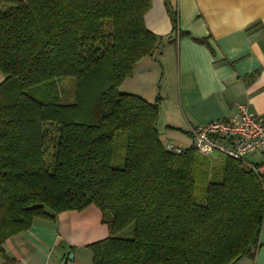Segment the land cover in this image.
Instances as JSON below:
<instances>
[{
  "label": "trees",
  "instance_id": "1",
  "mask_svg": "<svg viewBox=\"0 0 264 264\" xmlns=\"http://www.w3.org/2000/svg\"><path fill=\"white\" fill-rule=\"evenodd\" d=\"M150 9L151 0H0L1 256L35 219L95 206L109 237L88 246L93 264L255 257L264 181L226 157L221 179L212 177L200 194L199 176L208 179L218 166L192 147L164 145L160 99L120 91L164 46L146 27ZM67 78L76 88L66 103ZM131 225L133 237H120Z\"/></svg>",
  "mask_w": 264,
  "mask_h": 264
},
{
  "label": "crops",
  "instance_id": "2",
  "mask_svg": "<svg viewBox=\"0 0 264 264\" xmlns=\"http://www.w3.org/2000/svg\"><path fill=\"white\" fill-rule=\"evenodd\" d=\"M145 24L165 38L164 46L138 63L120 91L149 103L160 99L157 129L168 149L192 144L193 127L236 118L239 105L264 117V0H151ZM108 237L95 206L56 220L37 218L31 229L6 241L0 264H93L88 246ZM236 264H264V224L255 257Z\"/></svg>",
  "mask_w": 264,
  "mask_h": 264
},
{
  "label": "built area",
  "instance_id": "3",
  "mask_svg": "<svg viewBox=\"0 0 264 264\" xmlns=\"http://www.w3.org/2000/svg\"><path fill=\"white\" fill-rule=\"evenodd\" d=\"M239 115L234 119H220L190 129L192 148L209 158L213 153L241 162L248 170L264 181V117L250 112L246 105H239ZM180 152L181 149L170 147ZM259 154L260 162L250 156Z\"/></svg>",
  "mask_w": 264,
  "mask_h": 264
},
{
  "label": "rangeland",
  "instance_id": "4",
  "mask_svg": "<svg viewBox=\"0 0 264 264\" xmlns=\"http://www.w3.org/2000/svg\"><path fill=\"white\" fill-rule=\"evenodd\" d=\"M65 81H63L60 84V92H61V96H62V100L64 102H72L73 98H74V94H75V79L74 78H67L64 79ZM190 138V137H188ZM182 147H184V149H188L190 147H192L191 142L188 143V141L184 142V144H182ZM124 157V152L122 150H120L118 152L117 155V160L115 161V166H119L121 165V158ZM207 158V157H206ZM225 156L220 155L219 153H213L208 160H210L212 163L216 164V166H218V170L216 171H211L209 173L208 179H206L205 176H199V181H198V186H199V193L202 194L204 190V186L206 185V183L213 177L215 179V181H218L221 179V176L219 175L220 173V168H221V164L222 162L225 160ZM133 231H134V225L129 226L127 229H125L124 231H122L119 236L122 238H127L130 239L133 237Z\"/></svg>",
  "mask_w": 264,
  "mask_h": 264
},
{
  "label": "water",
  "instance_id": "5",
  "mask_svg": "<svg viewBox=\"0 0 264 264\" xmlns=\"http://www.w3.org/2000/svg\"><path fill=\"white\" fill-rule=\"evenodd\" d=\"M70 258H73V255L72 254L70 255Z\"/></svg>",
  "mask_w": 264,
  "mask_h": 264
}]
</instances>
